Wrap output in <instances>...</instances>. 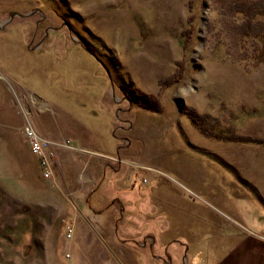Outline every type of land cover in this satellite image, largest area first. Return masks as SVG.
<instances>
[{
	"label": "rangeland",
	"instance_id": "rangeland-1",
	"mask_svg": "<svg viewBox=\"0 0 264 264\" xmlns=\"http://www.w3.org/2000/svg\"><path fill=\"white\" fill-rule=\"evenodd\" d=\"M253 235L264 0H0V264H215Z\"/></svg>",
	"mask_w": 264,
	"mask_h": 264
},
{
	"label": "crops",
	"instance_id": "crops-1",
	"mask_svg": "<svg viewBox=\"0 0 264 264\" xmlns=\"http://www.w3.org/2000/svg\"><path fill=\"white\" fill-rule=\"evenodd\" d=\"M63 156H66L65 153ZM61 176L66 182L67 174L62 172ZM215 264H264V235H253L242 239L236 248L216 260Z\"/></svg>",
	"mask_w": 264,
	"mask_h": 264
},
{
	"label": "built area",
	"instance_id": "built-area-1",
	"mask_svg": "<svg viewBox=\"0 0 264 264\" xmlns=\"http://www.w3.org/2000/svg\"><path fill=\"white\" fill-rule=\"evenodd\" d=\"M24 133L32 147V151L37 155L40 161L45 177H49L53 174V170L50 167L51 158L53 159L55 155L53 149L58 144L43 135H40L36 128H34L33 124L29 121L25 126Z\"/></svg>",
	"mask_w": 264,
	"mask_h": 264
}]
</instances>
